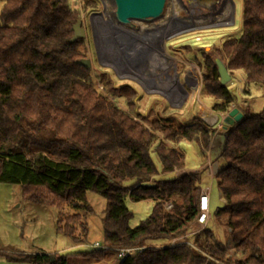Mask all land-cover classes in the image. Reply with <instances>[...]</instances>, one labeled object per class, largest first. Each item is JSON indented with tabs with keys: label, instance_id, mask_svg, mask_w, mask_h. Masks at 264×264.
<instances>
[{
	"label": "trees",
	"instance_id": "1",
	"mask_svg": "<svg viewBox=\"0 0 264 264\" xmlns=\"http://www.w3.org/2000/svg\"><path fill=\"white\" fill-rule=\"evenodd\" d=\"M99 3L3 0L0 183L19 184L24 199L58 208L56 228L73 243L83 242L88 231L80 217V210L90 206L87 191L101 194L106 199L103 244L141 247L117 258L116 264H264V108L237 105L241 118L218 132L196 115L187 123L177 122L174 113L152 120L137 113L141 119H134L133 86L118 87L122 108L94 87L89 68L76 63L84 57L77 48L82 38L70 41L80 14L76 5L91 12ZM215 50L229 72H243L245 93L254 85L264 94V0H242L240 35L225 37ZM201 53L204 62L196 61L203 67L202 94L212 98L214 111L227 112L239 99L220 82L215 61ZM219 132L223 141L218 156L225 163L217 166L214 178L223 204L213 216L230 228L232 253L208 224L171 245L196 220L203 171L161 179L155 175L185 167L178 143L195 140L204 150ZM125 194L133 201H153L151 213L134 227L128 224ZM65 207L73 213L63 215ZM152 240L162 243L153 245ZM106 251L92 248L76 254L97 261ZM0 255L28 264L68 262V255L59 253L0 250Z\"/></svg>",
	"mask_w": 264,
	"mask_h": 264
},
{
	"label": "rangeland",
	"instance_id": "2",
	"mask_svg": "<svg viewBox=\"0 0 264 264\" xmlns=\"http://www.w3.org/2000/svg\"><path fill=\"white\" fill-rule=\"evenodd\" d=\"M173 1L165 0L162 16L158 18L131 20L128 23L116 21L112 0H100L98 8L91 12L84 11L77 4L76 7L80 9L79 19L85 28V37L80 40L77 48L82 51L83 58H89L91 61L89 68L91 83L118 106L125 108L123 98L119 97L118 87L126 83L135 86L138 97L136 96L137 109L132 112L134 119L138 121L141 119L137 113L150 120L174 113L177 122L187 123L194 115L202 118L205 117V112H208L214 114L216 119L215 117L203 119L218 132L224 124L222 114H227L230 109L227 112H217L211 108L212 98L202 94L201 89L203 67L196 60L204 62L201 53L203 51L205 56L214 61L218 57L215 48L220 46L222 40L229 35H240L242 0H230L233 8L232 19L196 25H189L188 22L193 18L207 15L210 8H200L195 3L189 4L187 0H175L173 6ZM2 6L3 0H0V11ZM172 8H176L174 14H170ZM169 14L170 20L166 23L164 21L163 27H159L161 20L167 18ZM162 52L167 56L165 53L163 56L159 54ZM230 74L231 79L226 85L239 99L232 105L246 107L249 104L251 110H262L264 108L262 87L251 85L245 93L244 89L247 86L243 72L237 69ZM178 75L176 81L175 77ZM146 91L153 94L146 95ZM167 106L171 107L168 112ZM157 135L161 136L160 133ZM222 141L221 132L213 134L209 146L204 150L200 149L195 140L181 141L178 145L185 153V167L191 170L183 167L169 173L159 172L155 178H172L182 173L202 170L201 187H209L208 227L225 246L227 253L231 254L232 247L228 235L230 228L224 224L222 218L217 219L213 216L214 211L222 206L223 200L214 175L212 177L207 175V169L213 166V163L217 166L225 163L218 156ZM153 158L159 168L154 154ZM86 200L90 205L89 211L80 210V217L81 221L87 222L88 231L83 242L73 243L56 228L58 208L24 199L19 184L0 183V248L13 246L17 250L30 253L68 255L67 264H85L93 261L88 256L76 253L91 250L94 248L92 246L94 242L103 244L102 218L106 199L89 189ZM124 201L131 212L128 219L131 227L137 226L152 211L151 199L133 201L125 194ZM170 206V201L164 203L167 210H170ZM73 211L65 207L61 213L71 215ZM197 228L194 221L184 235L174 237L170 242L174 239L176 242L183 241L186 235L197 232ZM80 231L81 227L78 226L76 232ZM161 243L160 240L151 241L153 245ZM116 253L114 250H107L104 257L112 259L110 263L116 264L118 258Z\"/></svg>",
	"mask_w": 264,
	"mask_h": 264
},
{
	"label": "water",
	"instance_id": "3",
	"mask_svg": "<svg viewBox=\"0 0 264 264\" xmlns=\"http://www.w3.org/2000/svg\"><path fill=\"white\" fill-rule=\"evenodd\" d=\"M115 10L114 15L119 23H128L131 20H146L155 19L162 16L165 0H112ZM189 4L195 3L200 8H212L217 3V0H187ZM73 34L70 41L85 37V28L81 24V19H78L71 27ZM219 74V79L222 84H226L231 79V74L227 70L226 65L217 57L214 59ZM77 64L85 68H90L91 61L89 58H81L76 61ZM178 79V78H177ZM242 116L238 107L231 108L223 119V128L234 124ZM213 173L217 170V164L213 163Z\"/></svg>",
	"mask_w": 264,
	"mask_h": 264
},
{
	"label": "built area",
	"instance_id": "4",
	"mask_svg": "<svg viewBox=\"0 0 264 264\" xmlns=\"http://www.w3.org/2000/svg\"><path fill=\"white\" fill-rule=\"evenodd\" d=\"M233 107H236V106L232 105L231 108H233ZM225 116H226V114H222V121H223ZM179 170H181V169H179ZM207 175L211 176V177L214 175L212 166H209V168L207 169ZM198 210H199V212H198V215H197L196 220H195V224H197V226H198L196 231H199L200 229L204 228L210 220L209 187H201L200 188L199 199H198ZM175 243H176L175 239L170 242L171 245H173ZM92 246L94 248H105L108 251L114 250L117 252L116 254H117L118 258H123L124 256H126L128 254H132L135 251H138L141 249V247H125V248L113 249V248H110L108 245L100 244L99 242H94L92 244Z\"/></svg>",
	"mask_w": 264,
	"mask_h": 264
},
{
	"label": "bare ground",
	"instance_id": "5",
	"mask_svg": "<svg viewBox=\"0 0 264 264\" xmlns=\"http://www.w3.org/2000/svg\"><path fill=\"white\" fill-rule=\"evenodd\" d=\"M176 1H173V6L175 5ZM217 6H213L212 8H210L206 14L204 16H199L198 18H193L191 19L188 23H190L189 25H196V23L199 24H204L206 22L211 23V22H224L227 21L228 19H232V3L230 0H219L217 2ZM176 8H172V10H170V14H174L175 13ZM169 14V16L163 20H161V22L158 24L159 27H163V25L170 20L171 15ZM165 21V23H164ZM158 26H154V27H158ZM162 54H164L162 52ZM165 55V54H164ZM194 76V75H193ZM175 79V78H174Z\"/></svg>",
	"mask_w": 264,
	"mask_h": 264
},
{
	"label": "crops",
	"instance_id": "6",
	"mask_svg": "<svg viewBox=\"0 0 264 264\" xmlns=\"http://www.w3.org/2000/svg\"><path fill=\"white\" fill-rule=\"evenodd\" d=\"M165 53V52H164ZM160 55H162V53H159ZM165 55L167 56V54L165 53ZM163 56V55H162ZM180 73V72H179ZM179 77V75H178ZM177 76L175 77L176 78V81H178V78ZM194 76H192L191 78H193ZM180 83V82H179ZM129 84V83H128ZM181 84V83H180ZM131 86H133L135 88L134 85L130 84ZM136 89V88H135ZM137 91V90H136ZM145 93V92H144ZM146 95H151L153 94L152 92H149V91H146L145 93ZM137 97H138V92H137ZM137 97L135 98V101L137 100ZM181 107V106H180ZM171 108V107H170ZM136 109H137V104H136ZM205 117H202V119H213L215 117L216 119V116L212 113H208V112H205ZM203 119V120H204ZM185 169L187 170H191L190 168H186ZM1 251H10V250H14V251H18V252H25V251H21V250H17L16 248H14L13 246H9V248H0ZM25 253H30V252H25ZM112 259H107L106 256L101 258L100 260H97V261H89V262H86L85 264H112L110 263ZM0 264H28V263H25V262H11V261H8L7 259H5L3 256L0 255Z\"/></svg>",
	"mask_w": 264,
	"mask_h": 264
},
{
	"label": "flooded vegetation",
	"instance_id": "7",
	"mask_svg": "<svg viewBox=\"0 0 264 264\" xmlns=\"http://www.w3.org/2000/svg\"><path fill=\"white\" fill-rule=\"evenodd\" d=\"M178 77V76H177Z\"/></svg>",
	"mask_w": 264,
	"mask_h": 264
}]
</instances>
